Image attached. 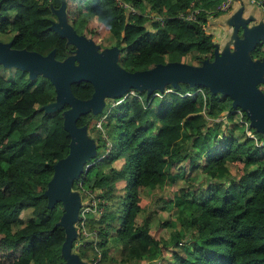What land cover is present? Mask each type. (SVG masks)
<instances>
[{"label": "trees", "instance_id": "trees-1", "mask_svg": "<svg viewBox=\"0 0 264 264\" xmlns=\"http://www.w3.org/2000/svg\"><path fill=\"white\" fill-rule=\"evenodd\" d=\"M226 1L0 0V34L13 33L12 49L43 56L55 51L57 60L66 61L77 47L52 29L51 17L63 7L67 23L80 36L98 45L106 33L113 35L120 54L125 53L121 66L129 72L171 62L202 66L235 36L222 45L210 30L226 14L221 9ZM256 1L264 7V0ZM194 11L195 19L188 18ZM250 57L264 60L263 40ZM5 68L14 72L5 77ZM177 85L151 93L132 88L104 98L99 112L91 108L78 118L95 150L72 185L82 206L71 253L82 262L264 264V147L234 134L253 129L230 97L199 84ZM69 88L82 101L91 100L95 91L85 80ZM258 88L264 94V83ZM56 100L49 77L32 78L29 71L0 63V264L68 262L63 252L68 233L60 224L66 209L60 201L50 205L46 195L55 166L68 156L72 142L64 126L70 105L45 110ZM255 133L264 141L263 133ZM107 141L111 149L100 159ZM181 180L183 186L170 199L151 192ZM146 190L149 197L143 195ZM85 199L95 203L82 225ZM174 210V220L160 219L159 213ZM165 229H170L168 238Z\"/></svg>", "mask_w": 264, "mask_h": 264}, {"label": "water", "instance_id": "water-1", "mask_svg": "<svg viewBox=\"0 0 264 264\" xmlns=\"http://www.w3.org/2000/svg\"><path fill=\"white\" fill-rule=\"evenodd\" d=\"M56 13H59L60 21L53 22L52 29L77 47L75 56L59 61L55 51L43 56L37 52L12 49L11 43L0 41V63L29 71L32 78L40 73L50 78L57 91V100L45 107L46 112L62 109L65 104L71 107L64 120L65 129L72 138L70 151L55 166L46 195L50 205L60 201L66 209L60 224L68 233L63 245L67 264H86L71 253L77 235L75 222L82 206L80 194L72 190V185L84 171L87 161L95 157V150L87 132L77 126L78 118L89 113L91 108L99 112L105 96H121L132 88L151 93L155 89L163 90L166 84L178 87L177 82L182 81L203 85L213 94L230 97L233 107L242 109L251 126L264 135V94L258 88L259 83H264V60L250 57L260 39L264 41V27L251 26L252 20L242 19L240 15L234 21V30L241 27L243 37L234 36L232 50L230 47L223 51L216 48L212 63L207 60L202 66H195L171 62L145 71L129 72L116 63L120 51L117 46L100 50L93 40L80 36L67 23L63 7ZM84 80L90 81L95 88L89 101L76 98L69 88V84Z\"/></svg>", "mask_w": 264, "mask_h": 264}, {"label": "rangeland", "instance_id": "rangeland-1", "mask_svg": "<svg viewBox=\"0 0 264 264\" xmlns=\"http://www.w3.org/2000/svg\"><path fill=\"white\" fill-rule=\"evenodd\" d=\"M235 1V0H234ZM81 8H84V5L81 4L80 5ZM243 13V17H241L240 15ZM256 15V16H255ZM241 17L242 19H251L252 20V23H251V26H255V25H260V26H263L264 27V12L260 9H258L257 7H255V5L251 4L248 0H241L240 4H232L231 8H229L226 12V14L222 17H220V19H216L214 20V23L211 24V28L210 30L212 32L215 33L216 35V32H217V29H219L222 33V37L219 36V41L221 42L222 45L224 44H228L229 42V39L230 37H233L234 34L236 37H240L241 35H243V31L240 29H237V31L239 30V32L230 29L229 26H231L232 24H234V21L238 18V17ZM52 19L54 20V22H59L60 21V15L59 13L57 14H53L52 16ZM258 17V18H257ZM233 26V25H232ZM239 33V34H238ZM0 41L1 42H4V43H7L10 41V39L12 38L13 36V33H8V34H0ZM221 37V38H220ZM231 40V39H230ZM215 41H216V38H215ZM98 45L100 46V50H103L104 48H110V47H115L116 46V39L113 35H111L110 33H106V36L103 37L100 42L98 43ZM125 56V53H122L120 54V51H119V54L117 55V58H116V63L118 65H121V62H122V59L123 57ZM196 64V62L194 63ZM7 67V66H5ZM14 72V68H5V69H2L1 71V75H4L5 77H8L10 76L12 73ZM167 91V90H166ZM159 95V94H158ZM220 96H223L221 94H219ZM105 100H108L110 97L109 96H105L104 97ZM110 100V99H109ZM108 103L109 102H112V101H107ZM229 104V102L227 103ZM237 119L240 121V119L237 117ZM228 125V124H227ZM252 132L255 133L256 132V128L252 127ZM235 135L237 137H244L247 136V131L245 130V133H240L238 130H235L234 131ZM238 134H240L238 136ZM255 135H257L255 133ZM187 172L188 173H195L196 170L195 169H187ZM184 184V182L181 180L179 182H177L175 185L176 186H171L170 184H168L167 186H165L164 188L161 187V188H158L156 189V191H151V192H155V195L156 196H160L161 194L163 195H166L168 199L172 198V193L174 190H176V188L178 187H182ZM143 195L145 197H149V193H148V190H146ZM88 197L87 193H86V198ZM90 204L89 200H86V202L84 203V205H88ZM176 213H177V210H174L173 212H161L159 213V216H160V219L161 220H165V219H168V218H172L171 220H174L175 217H176ZM31 215V211L28 210V211H25L23 213V219L24 221H27L29 219ZM155 225V223H153V226ZM19 227V226H18ZM18 227L14 226V229H17ZM162 234L165 236V237H169L170 236V229H165L163 230Z\"/></svg>", "mask_w": 264, "mask_h": 264}, {"label": "built area", "instance_id": "built-area-1", "mask_svg": "<svg viewBox=\"0 0 264 264\" xmlns=\"http://www.w3.org/2000/svg\"><path fill=\"white\" fill-rule=\"evenodd\" d=\"M248 1H249L251 4L258 6L259 9H261V10L264 12V7H263V4H262L261 2H258V1H256V0H248ZM232 4H233V0H227V1L221 6V9H222L223 11H226V10H228V9L232 6ZM197 12H198V11H194L193 13L189 14V15H188V18H190V19H195V14H196ZM159 19H160V21H162L161 18H159ZM131 94H133V92H131ZM238 115H239L240 121H241L242 123H244L243 120H242V114H241L240 111H238ZM245 124H246V126H247V123H245ZM97 127L100 128V129H102L101 121H99V122L97 123ZM246 131H247V137H249V138H253L259 146H263V147H264V141H259L258 138L254 135V133H253L251 130L248 129V127H247V130H246ZM111 146H112V145L107 141V148L105 149L104 153L100 156V159L105 158V157L108 155V153H109V151H110V149H111ZM89 166H91V164L87 165L86 168H89ZM85 193H86V192H85ZM85 200H86V199H85ZM85 202H86V201H85ZM94 203H95V202H93V203L91 202L90 204H88V205H86V206H84V207L82 208L81 213H80V214H81V217H82V220H81V224H82V225H84V219L86 218V214H87L89 211L92 210V208L90 207V205L93 206ZM85 234H86V233H85Z\"/></svg>", "mask_w": 264, "mask_h": 264}, {"label": "crops", "instance_id": "crops-1", "mask_svg": "<svg viewBox=\"0 0 264 264\" xmlns=\"http://www.w3.org/2000/svg\"><path fill=\"white\" fill-rule=\"evenodd\" d=\"M234 4H235V5H236V4L239 5V4H240V0H238V1H234ZM241 16H242V14H241ZM255 16H256V15H255ZM242 17H243V16H242ZM243 18H244V17H243ZM257 18H258V17H257ZM219 19H220V18H219ZM251 23H252V22H251ZM250 25H251V24H250ZM216 35H217V36H216L217 41H219V36H221V37L223 36L222 33H221V31H220L219 29H217ZM221 37H220V38H221ZM233 39H234V37L232 38L231 43L233 42ZM231 43H230V44H231ZM230 44L227 45L224 49L229 48V47H230Z\"/></svg>", "mask_w": 264, "mask_h": 264}, {"label": "flooded vegetation", "instance_id": "flooded-vegetation-1", "mask_svg": "<svg viewBox=\"0 0 264 264\" xmlns=\"http://www.w3.org/2000/svg\"><path fill=\"white\" fill-rule=\"evenodd\" d=\"M1 37V36H0ZM7 43H9V42H7Z\"/></svg>", "mask_w": 264, "mask_h": 264}]
</instances>
